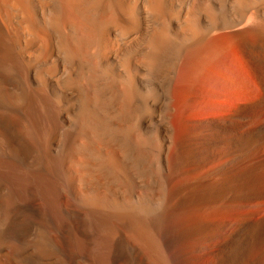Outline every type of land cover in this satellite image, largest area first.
<instances>
[{"label": "bare ground", "instance_id": "1", "mask_svg": "<svg viewBox=\"0 0 264 264\" xmlns=\"http://www.w3.org/2000/svg\"><path fill=\"white\" fill-rule=\"evenodd\" d=\"M0 264H264V0H0Z\"/></svg>", "mask_w": 264, "mask_h": 264}, {"label": "rangeland", "instance_id": "2", "mask_svg": "<svg viewBox=\"0 0 264 264\" xmlns=\"http://www.w3.org/2000/svg\"><path fill=\"white\" fill-rule=\"evenodd\" d=\"M237 96L238 97H242V98H246V99H248L249 98V96H247V95H245V93H240V94H237ZM229 104H230V101H229Z\"/></svg>", "mask_w": 264, "mask_h": 264}]
</instances>
